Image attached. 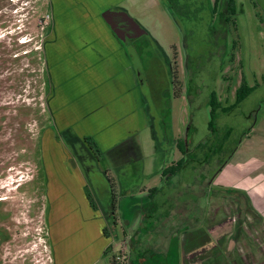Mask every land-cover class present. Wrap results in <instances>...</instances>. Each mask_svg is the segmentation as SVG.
Segmentation results:
<instances>
[{
    "label": "rangeland",
    "instance_id": "374dc122",
    "mask_svg": "<svg viewBox=\"0 0 264 264\" xmlns=\"http://www.w3.org/2000/svg\"><path fill=\"white\" fill-rule=\"evenodd\" d=\"M84 2L0 0V264H115L117 261L126 264L128 240L119 227L112 229L105 226L99 211L90 216L88 228L77 218L76 208L82 206V209L88 210L87 196L90 192L94 197L95 191L84 171L75 163L66 134L64 144L59 135L60 130L68 128V131L78 134L95 135L96 129L90 121L92 118L83 121L86 113L93 110H100L97 128L109 125L125 130L121 137L141 126L136 114L137 106L132 104V95L129 108L126 100L122 101V97L127 98L126 91L132 89L127 82L128 75L130 80L131 76L130 72L127 73L122 53L108 38L98 16L99 11L88 1ZM184 3L189 7V17L179 15L177 23L160 3L136 0L124 4V7L133 19L159 37L168 53L165 58L156 47L146 44L142 53L137 55L138 60L133 61L134 65L140 63L144 90L154 96V105L158 110L164 107L161 93L169 87L167 60H171L172 53L168 45H179L188 60L189 72L192 73L188 86L191 101H173L171 118H166L164 123L168 125L167 134L171 135L169 126L172 121L175 135L190 132V141H204L205 146L191 155L186 171L179 172L166 182L162 181L153 163L159 161L158 165L163 166V158L155 156L148 159L150 150L155 151V140L162 148L165 147L163 137L157 135L156 139L154 130H150L138 134L136 138L138 143H142L147 162L145 174L149 175L143 185L160 188V192L153 197L155 210L152 219H160L180 206L194 222L200 215L208 213L210 206L206 194L199 196L197 193L211 189H207L205 178L206 181L213 179L214 169L224 158H228L231 150L240 146L232 162L247 159L241 163V167L247 169L252 165V156H259L263 166L258 172L264 174L262 80L233 112H218L214 131L208 127L210 95L212 92L221 94L226 74L222 67L232 52L230 41L237 42L238 60L244 74L249 77L248 84L255 85L254 80L252 84L248 81L254 73L264 78L261 63L264 57V0H237L236 31L233 33L217 17L210 15L204 3L178 1L180 5ZM220 33L229 36L227 49ZM233 66L236 69L235 60ZM118 69L123 72H115ZM111 83H125L123 94L119 93L121 88H113ZM232 97L231 94V100ZM118 103L126 105V113L129 114L125 117L129 116L131 128L125 120V125L119 121L115 109ZM59 112L61 120L58 119ZM250 127H253V132L247 138L244 132ZM218 142L220 145H217ZM48 154L56 165L55 171L45 165ZM168 158L165 157L166 160ZM206 160L217 163L203 174L200 166ZM96 165L102 169L99 162H94L91 168ZM60 166L63 170L58 169ZM227 167L214 181L215 188L234 187L238 176L235 178L234 165ZM107 169L112 177L110 164ZM93 175L92 172L89 177ZM259 179L253 191L259 197L258 209L264 213V177ZM105 182L102 189H98L104 194L108 193ZM186 184H189L188 189L184 190ZM49 197L59 199L65 216V222L60 227H54L53 234L49 228L53 217H49ZM215 207L212 205V212ZM226 208L225 224L220 230L211 231L215 237L228 234L233 226L231 220L235 222L238 219L231 198H227ZM175 220L178 224L161 227L160 230L169 232L187 225L186 221L178 222L177 217ZM192 226L193 223L189 227ZM263 226L264 223L258 228V249L255 252L247 251L244 245L233 246L230 242L226 246L227 252L238 250L243 264H264ZM245 231L251 235L248 226H245ZM112 257L116 262L111 260Z\"/></svg>",
    "mask_w": 264,
    "mask_h": 264
},
{
    "label": "flooded vegetation",
    "instance_id": "af4514ba",
    "mask_svg": "<svg viewBox=\"0 0 264 264\" xmlns=\"http://www.w3.org/2000/svg\"><path fill=\"white\" fill-rule=\"evenodd\" d=\"M82 1L84 2V0ZM86 1L91 3L92 7L94 5L99 11L98 16L102 22L101 24H103L107 30L108 38L116 44L122 53L127 73L130 72L131 80L128 75V81L129 86L132 88L129 90L130 92L126 91L127 98L122 97V101L125 99L129 108L130 94L132 95V104L137 106L136 114L140 120L139 123L141 126L137 130L132 129V133H129L126 137H121L126 133L125 130L110 127L109 125L107 127L97 128L96 125H98V114L100 110H93L86 113L87 116L83 121L92 118L90 121L91 125L96 129L95 135H83L79 131L80 134H78L73 130L68 131L69 128L60 130L59 135L63 144L65 143V132H70L86 145L85 148L83 144H73L72 142L74 141L71 139L69 140V146L75 157V163L84 171L89 185L95 191L94 197H92L90 192L87 196V200L90 204L88 210L82 209V206L76 208L77 218L83 226L85 225L86 228H88L87 225L91 223L90 216L93 215L95 211H99L101 213L100 216L103 217L105 226L111 227L112 229L119 227L121 232L125 233L128 240V252L125 258L126 264H157L158 260H163L171 255H176L178 264H192L195 262L199 264H243L242 256L239 255L238 250L227 252L226 246L228 242L233 244V246L244 245L243 247L252 253L258 249L257 233L259 231L258 228L264 223V216L261 214L262 210L258 209L259 197L253 189L255 188L254 190H256L260 182L259 178L264 177L263 172H258V169H261L260 167L263 166V162L258 159L259 156H252L253 161H251L252 165L249 169H247V167H241V163H244L247 159L238 163L232 162L233 155L236 154L240 148V146L236 147L234 151L231 150L228 158H224L223 162H220L217 168L214 169L213 179L211 181H206L205 178V182H207L206 185L208 186L207 189H211L206 192L197 193L199 196L201 194H206L208 197L210 202L208 213L200 215V217L193 222L190 220L191 218L187 217L185 212H182L183 209L178 206L164 217L152 219V216H154L153 211L155 210L153 197L160 192V188L143 185L145 180L149 178V175L147 176L145 174L147 162L146 158L143 156L144 149L142 143H138L136 136L142 132L154 130L153 136L156 137V139L157 135L163 137L165 147L162 148L160 143L155 140V151L150 150L148 156V159L149 157L152 159L155 156L160 159L161 157L163 158L162 161L165 162L163 166L158 165L159 161H153L154 167L156 171H159L162 181L167 182L172 176L177 175L179 172L186 171L185 169L188 168L191 155L197 152V149H200V147H204L205 142L200 141L194 143L192 140L190 141V132L189 134L188 132L183 134L179 132L175 135L172 121L169 126L171 135L167 134L166 128H168V125L167 122L164 123V120L166 118L167 120L171 118L173 101L179 99L185 100L187 103L191 101L192 97L189 94L190 89H188V86H190L192 81V73L189 72L188 60L184 51H180L179 45L169 44V51L172 53L171 60H167L169 64V87L161 93V102H163L164 107L158 110L154 105V96L152 97L149 92L144 90L143 75L139 71L140 63L138 62L134 65L133 61L134 59L138 60L137 55L142 53L143 47L146 46V44L156 47L158 52H160L159 54L163 55L165 58L168 53L163 43L158 40L159 37L133 19L124 7V4L136 0ZM178 1L183 0H150L152 4L156 3L159 5L160 3L176 23L178 22L177 17L179 15H185L187 18L189 17L188 5L185 3L180 5ZM196 2L204 3V7L207 8L210 15L213 18L217 17L219 22L224 24V27L226 26L232 33L236 31L237 0H196ZM104 13H111V16L108 18L111 23L115 19L121 22L123 18L128 23H133V25L126 24L124 26L122 23L121 27L119 26L120 29L115 31L109 26L111 25L110 23H106L103 18ZM219 36L225 39L224 48L227 49L229 43L231 44L232 52L230 56H228V60H225L223 64L224 67H222V71H225L226 74L223 78L222 85L220 81V85L223 87H221V94L219 95L216 92H212L210 95V121L208 127L211 131H214L218 112L222 114L233 112L255 90L258 86V82L261 80L262 83L264 82V78L261 79L254 73V76L248 81L252 84V80H254L255 85L250 86L248 84L247 78L249 77L244 74L241 63L238 60L237 42L235 40L233 43L231 41L229 42L228 34L220 33ZM222 50L223 47L220 48V54ZM234 60L237 64L236 69H234L233 66ZM261 63L264 66V57ZM118 72L123 71L120 70ZM243 92H245V96L241 99L240 96H242ZM231 94L233 96L232 100ZM115 109L119 121L124 124L125 120L128 128H131L132 122L129 121V116L125 117L126 114H129L126 113V105L121 106L118 103ZM58 119L61 120L60 112L58 114ZM211 121H213V129L210 127ZM111 129L119 133L114 141L109 140V132ZM251 132H253V127L246 130L244 136L248 138V134ZM85 139H89V141L94 144V147L100 152L98 155L90 150L91 148L85 143ZM217 145H220L219 142ZM100 147L103 150H101ZM87 148L89 149L88 152H86ZM220 148V151H222L223 146ZM167 156H169L168 160L165 159ZM94 162L102 163V169H100L98 165L91 168ZM107 162L108 165L110 164V167H112V177L109 176L107 169L108 165H106ZM215 162L217 163V161ZM215 162H213V160L211 162L208 160L203 162L200 166L201 172L206 174L209 169L214 168ZM232 164L235 169V178L238 176L234 182V187L224 188L217 186V188H215L213 183L218 175L223 172L226 166L232 167ZM45 165L55 171L54 168L56 165L52 163V158L49 154L48 158H46ZM171 168H173V170H171ZM58 169L63 170V167L60 166ZM245 171L248 172L245 173ZM92 172L94 175L90 178L89 174ZM246 179H252L247 189L241 186ZM104 181H106L105 183L108 189V193L106 191L105 194L99 191L102 189L101 186ZM188 185L189 184H186L185 187H183L184 190L188 189ZM58 194L60 195V193H57V195ZM106 194H108V196H106ZM103 196L105 199H103ZM227 198L233 200L238 219L235 222L231 220L233 226L228 234L215 237L212 235L211 231L220 230L225 224ZM48 201L50 207L49 217L51 215L53 216L52 224L49 228L51 234H53L54 227H60V224L65 222V216L57 197H49ZM212 205H216L213 212ZM258 214L261 215V219L258 217ZM175 217L178 218V222L186 221L187 225L179 230L170 229L169 232L160 230L161 227H173L178 224L175 223ZM191 223H193V226L189 227ZM93 226L96 228V224ZM245 226L250 228L251 235L246 233ZM130 232L133 233L129 235ZM262 233L264 234V229H262ZM260 257H262V254ZM111 260L116 262L113 257ZM117 260H119L118 257ZM122 260H124V257ZM115 264H119V262L117 261Z\"/></svg>",
    "mask_w": 264,
    "mask_h": 264
},
{
    "label": "trees",
    "instance_id": "16d2710c",
    "mask_svg": "<svg viewBox=\"0 0 264 264\" xmlns=\"http://www.w3.org/2000/svg\"><path fill=\"white\" fill-rule=\"evenodd\" d=\"M245 90V89H244ZM247 91V90H246ZM245 91V92H246ZM245 92H243L242 93V96H240V98L241 99H243L244 98V96H245ZM215 101V100H214ZM210 127H211V129H213V121H211L210 122ZM65 134H66V136H65V139L67 140V141H69L70 139L72 140V141H74V142H72L73 144H83L84 142H82V141H80L75 135H72V133H70V132H65ZM71 142V141H70ZM85 143L86 144H88V146H89V148H91L90 150L94 153V154H96V155H98L100 152L99 151H97V149L94 147V144L91 142V141H89V139H85ZM83 146L86 148V145H84L83 144ZM88 148H87V151L86 152H88ZM171 170H173V168H171ZM258 217L261 219L262 217H261V215L260 214H258ZM139 256V255H138ZM152 264H155V263H152ZM157 264H178V258H176V255L174 256V255H171V256H169L168 258H165V259H163V260H158L157 261Z\"/></svg>",
    "mask_w": 264,
    "mask_h": 264
},
{
    "label": "crops",
    "instance_id": "0c3cea01",
    "mask_svg": "<svg viewBox=\"0 0 264 264\" xmlns=\"http://www.w3.org/2000/svg\"><path fill=\"white\" fill-rule=\"evenodd\" d=\"M118 71H120L119 69L117 70V71H115V72H118ZM129 82V81H128ZM112 84V86H113V88H117V89H120L121 91L119 92L120 94H123V88H124V85H125V83H123L122 85H117L116 83H111ZM111 86V87H112ZM127 96V95H126ZM119 135V133L118 132H116L114 129H111V131L109 132V140H111V141H114V139L117 137ZM251 182H252V179H246L245 181H243V183H242V188H245V189H247V188H249V186H250V184H251ZM261 214L264 216V213H262L261 212Z\"/></svg>",
    "mask_w": 264,
    "mask_h": 264
},
{
    "label": "water",
    "instance_id": "95a60500",
    "mask_svg": "<svg viewBox=\"0 0 264 264\" xmlns=\"http://www.w3.org/2000/svg\"><path fill=\"white\" fill-rule=\"evenodd\" d=\"M111 16V13H104V15H103V18L105 19V21H106V23L107 24H111V25H109L113 30H115V31H117V30H119L120 28H119V26L121 27V24L123 23L124 24V26L126 25V24H130V23H128L126 20H124L120 15H118L119 17H121L122 18V21L121 22H119V21H116V19L111 23L110 22V19H108L109 17ZM117 18V17H116ZM130 22V21H129ZM130 25H133V23L132 24H130Z\"/></svg>",
    "mask_w": 264,
    "mask_h": 264
}]
</instances>
